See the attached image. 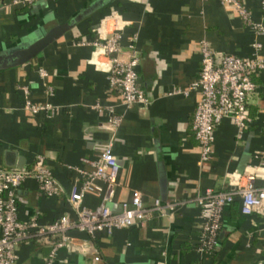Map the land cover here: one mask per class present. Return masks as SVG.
Returning a JSON list of instances; mask_svg holds the SVG:
<instances>
[{
    "label": "crops",
    "instance_id": "0c3cea01",
    "mask_svg": "<svg viewBox=\"0 0 264 264\" xmlns=\"http://www.w3.org/2000/svg\"><path fill=\"white\" fill-rule=\"evenodd\" d=\"M95 0H35L17 4L0 0V56L17 42L36 38L52 26L69 21ZM260 19V0H242ZM117 12L118 18L112 17ZM122 25L120 56L127 59L135 39L141 61L139 83L147 104L126 108L121 92L110 85L107 56L93 41ZM213 48L248 56L261 40L237 7L220 0H104L66 29L29 61L0 66V167H14L20 156L31 164L42 153L63 186L58 196L45 195L34 177L19 187L21 219L37 216L47 223L69 210V194L110 137V118L123 114L114 144L120 170L109 202L119 210L139 188L145 200L174 201L166 214L146 224L115 228L110 234L72 229V244L58 250L57 264H264V213L245 214L236 197L224 209L217 248H196L200 231L197 195L207 186L234 190L246 169L264 185V68L254 75L256 90L249 97L252 123L242 138L231 117L216 126L213 155L201 159L192 127L201 92L175 91L190 86L201 69V40ZM86 40V43H80ZM46 70V74H42ZM52 107L33 112L26 100ZM98 104V106H97ZM104 200L88 192L84 204ZM1 233V232H0ZM50 236L35 237L19 246L16 264H45Z\"/></svg>",
    "mask_w": 264,
    "mask_h": 264
},
{
    "label": "built area",
    "instance_id": "2783aa9c",
    "mask_svg": "<svg viewBox=\"0 0 264 264\" xmlns=\"http://www.w3.org/2000/svg\"><path fill=\"white\" fill-rule=\"evenodd\" d=\"M34 1L14 0L17 4L25 5ZM260 1L262 14L260 19H256L252 9L242 0H220L223 4L237 7L243 20L257 35L264 34V0ZM119 16L117 12L112 14L115 18ZM121 29L122 25L116 22L111 34L102 31L93 44L99 52L107 56V61L101 64L107 67L110 85L121 92L122 103L126 108H130L134 104H147L150 100L146 90L139 83L141 56L135 39L130 43L129 58L123 59L120 56ZM200 43L202 60L199 75L192 80L188 88H179L175 91L187 94L190 90L198 89L201 92L194 111L192 127L201 148V159L207 161L213 155L216 126L224 117L232 118L237 127L238 138L243 137L245 130L252 123L249 97L257 88L254 75L264 68V56L259 53L262 47L259 39L253 42L255 52L248 56L217 51L207 38H203ZM46 73V70H42V74ZM26 107L36 113L52 105L38 104L28 98ZM122 118L123 114H115L110 118L112 125L110 137L99 155L91 160L93 168L80 169L83 178L72 186L68 197L70 209L50 222L42 223L37 216L25 220L19 215L18 189L28 177L37 180L45 195L58 196L64 190L46 162L45 155L37 154L31 164L0 167V264H16L19 246L42 236H50L53 239L45 264H57L59 248L73 242L74 237L70 234L72 229L87 231L92 235L101 231L110 234L115 228L142 226L152 217L165 215V205L175 208L174 201H167L164 204L160 197H155L148 203L144 192L139 188L132 190L130 200L121 201L119 210H114L110 205L120 170L114 144ZM256 156L264 157V150H259ZM254 174L252 168L246 169L243 174L244 182L234 190H220L207 186L197 195L201 223L196 236V248L210 252L217 248L225 206L236 197L241 199L243 213L250 214L255 211L264 213V185L255 183ZM88 192H95L104 202L96 207L85 205L84 197Z\"/></svg>",
    "mask_w": 264,
    "mask_h": 264
},
{
    "label": "water",
    "instance_id": "95a60500",
    "mask_svg": "<svg viewBox=\"0 0 264 264\" xmlns=\"http://www.w3.org/2000/svg\"><path fill=\"white\" fill-rule=\"evenodd\" d=\"M103 3L104 0H95L89 6L74 14L69 21L56 24L48 30L44 29L36 38H28V40L17 42L13 46H10L6 55L0 56V66H8L29 61L56 40L66 29L73 26L77 20L101 6ZM23 164L24 157L20 156L16 166H22Z\"/></svg>",
    "mask_w": 264,
    "mask_h": 264
},
{
    "label": "trees",
    "instance_id": "16d2710c",
    "mask_svg": "<svg viewBox=\"0 0 264 264\" xmlns=\"http://www.w3.org/2000/svg\"><path fill=\"white\" fill-rule=\"evenodd\" d=\"M219 235H220V233H219Z\"/></svg>",
    "mask_w": 264,
    "mask_h": 264
}]
</instances>
